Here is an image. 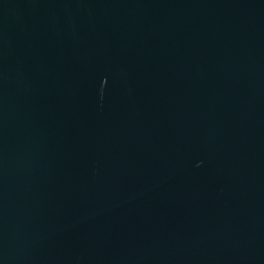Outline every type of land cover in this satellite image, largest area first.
Wrapping results in <instances>:
<instances>
[{"label":"water","instance_id":"1","mask_svg":"<svg viewBox=\"0 0 264 264\" xmlns=\"http://www.w3.org/2000/svg\"><path fill=\"white\" fill-rule=\"evenodd\" d=\"M0 264H264V0H0Z\"/></svg>","mask_w":264,"mask_h":264}]
</instances>
